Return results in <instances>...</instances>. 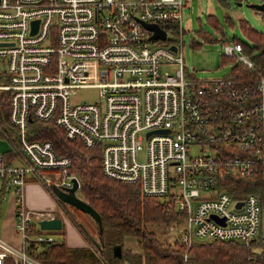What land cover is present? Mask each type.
<instances>
[{
  "label": "built area",
  "instance_id": "1",
  "mask_svg": "<svg viewBox=\"0 0 264 264\" xmlns=\"http://www.w3.org/2000/svg\"><path fill=\"white\" fill-rule=\"evenodd\" d=\"M184 6L185 0H0V91L10 92L8 117L19 130L22 157L18 165L0 157V193L13 194L21 240L15 248L0 238V264H43L29 245L38 251L55 241L40 234L39 222L59 217L23 207L28 176L55 199L51 186L68 192L77 180V196L80 189L69 158L56 155L50 142L25 139L31 117L53 120L68 140L97 148L108 179L138 185L171 206L183 217L182 244L235 242L264 256L262 205L237 189L241 181L264 180V73L236 41L223 45L222 56L236 57L243 72L186 78ZM145 23L163 29L165 39L152 40ZM88 87L98 90L95 101H73Z\"/></svg>",
  "mask_w": 264,
  "mask_h": 264
},
{
  "label": "trees",
  "instance_id": "2",
  "mask_svg": "<svg viewBox=\"0 0 264 264\" xmlns=\"http://www.w3.org/2000/svg\"><path fill=\"white\" fill-rule=\"evenodd\" d=\"M257 13L264 22V11ZM207 19L218 28L216 17L207 15ZM239 26L253 45L236 39L233 41L243 45L244 53L250 55L264 73V33L257 31L245 19H239ZM234 68L243 72L241 65ZM9 101L10 92L0 91V122L5 139L14 152L20 146V133L9 121ZM25 139L29 142H50L56 155L70 159L71 173L80 181L79 198L99 213L103 224V238L100 249H97L91 242V239H98L97 225L92 226L85 219L78 222L77 217L71 215L70 219L89 241L90 248L69 251L63 244L54 241L41 244L35 251L36 245L31 243L29 254L43 264H264L263 255L235 242H199L188 247L180 241L181 231L171 243L160 241L151 228L179 226L183 217L157 198L145 196L138 185L108 179L102 172L99 150L87 149L78 140H68L64 130L57 127L53 120L31 117ZM13 154L11 152L8 157ZM237 187L239 191L254 194L263 204L264 180L241 181ZM127 239L135 241L138 253L125 247ZM115 245L122 247L121 259L113 257Z\"/></svg>",
  "mask_w": 264,
  "mask_h": 264
},
{
  "label": "rangeland",
  "instance_id": "3",
  "mask_svg": "<svg viewBox=\"0 0 264 264\" xmlns=\"http://www.w3.org/2000/svg\"><path fill=\"white\" fill-rule=\"evenodd\" d=\"M228 1L229 5L221 4L219 0H185L181 26L183 28V67L186 78L196 77L200 80H213L231 73L232 68L237 65L235 63L236 57L222 56L223 45L234 42V39L246 42L250 46L253 45L239 26L240 18L247 20L257 31L264 33V22L259 13L248 6L249 4L259 3L260 0ZM210 12L217 18L218 28L208 21L207 15ZM97 94L98 90L96 88H81L72 99L76 102H93L96 100ZM5 138L4 130L0 128V139L7 141ZM6 144L12 148L8 142ZM15 149L20 150V146ZM139 160L142 161V157ZM52 213L62 220V229L59 231L39 230L41 235L51 236L56 243L63 244L65 249L69 251L90 248L89 241L70 219V216L74 215L77 217L78 222L85 219L92 226H95V222L88 215L64 204H58L57 208L54 207ZM261 218V230L264 231V202ZM182 227L183 223L179 226H154L151 230L160 241L171 243L175 236L179 235ZM8 243L15 248L21 246V240L17 234ZM125 247L132 249L135 253L139 252V248L133 239H127Z\"/></svg>",
  "mask_w": 264,
  "mask_h": 264
},
{
  "label": "crops",
  "instance_id": "4",
  "mask_svg": "<svg viewBox=\"0 0 264 264\" xmlns=\"http://www.w3.org/2000/svg\"><path fill=\"white\" fill-rule=\"evenodd\" d=\"M219 2L223 5H229L228 0H219ZM208 15L215 17L211 12ZM6 142L4 139H0V157H3L7 163L20 164L22 162L20 153L18 154L17 151L13 152ZM11 152L14 154L8 157ZM56 203L57 201L53 195L40 182L33 176L27 177L22 198V204L25 209L37 212H52L54 207L57 208L58 203ZM15 235V201L13 194L2 195L0 193V238L10 242Z\"/></svg>",
  "mask_w": 264,
  "mask_h": 264
},
{
  "label": "water",
  "instance_id": "5",
  "mask_svg": "<svg viewBox=\"0 0 264 264\" xmlns=\"http://www.w3.org/2000/svg\"><path fill=\"white\" fill-rule=\"evenodd\" d=\"M251 8H254L256 11H264V2L249 4ZM38 21H33V32L36 31ZM145 26H147L150 30L153 31V34L151 35V39L155 40L157 38L165 39L166 32L161 29L158 25L152 24V23H145ZM172 48L175 50L176 48L172 46ZM74 186L68 191L64 192L55 186H51L52 193L58 199L60 202L69 205L80 212L88 215L97 225L98 229V240L91 239L92 244L97 248L100 249V244L103 238V224L102 219L99 213L86 201L79 198L76 194V191L78 190V182L77 180H74ZM242 205L241 203H238L237 206ZM39 226L42 230L46 231H59L62 229V220L60 218H54L50 220H41L39 222ZM113 257L116 259H121L122 257V247L120 245H115L113 247Z\"/></svg>",
  "mask_w": 264,
  "mask_h": 264
}]
</instances>
